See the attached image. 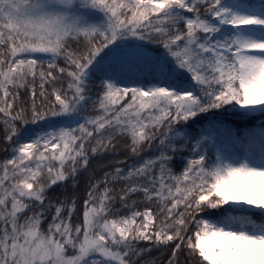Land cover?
<instances>
[{"label": "snow or ice", "instance_id": "1", "mask_svg": "<svg viewBox=\"0 0 264 264\" xmlns=\"http://www.w3.org/2000/svg\"><path fill=\"white\" fill-rule=\"evenodd\" d=\"M0 264H264V0H0Z\"/></svg>", "mask_w": 264, "mask_h": 264}, {"label": "trees", "instance_id": "2", "mask_svg": "<svg viewBox=\"0 0 264 264\" xmlns=\"http://www.w3.org/2000/svg\"><path fill=\"white\" fill-rule=\"evenodd\" d=\"M251 126L252 125H249V127H251ZM129 162H131V161H129ZM177 170H179V166H177ZM97 175L99 176L100 173H97ZM85 179H86V176L85 175H82L81 176V182H80V188L78 190L79 194H82L83 191H84V188H85ZM157 255H159V253H156V252L153 253V256H157Z\"/></svg>", "mask_w": 264, "mask_h": 264}]
</instances>
